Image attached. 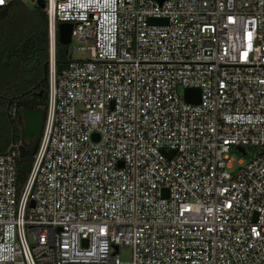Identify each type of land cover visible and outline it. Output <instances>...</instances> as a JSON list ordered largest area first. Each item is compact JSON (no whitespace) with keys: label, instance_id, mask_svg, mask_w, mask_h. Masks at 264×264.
<instances>
[{"label":"built area","instance_id":"obj_1","mask_svg":"<svg viewBox=\"0 0 264 264\" xmlns=\"http://www.w3.org/2000/svg\"><path fill=\"white\" fill-rule=\"evenodd\" d=\"M42 8L43 124L22 183V141L0 151V264H264V0ZM61 20L86 55L56 70Z\"/></svg>","mask_w":264,"mask_h":264},{"label":"trees","instance_id":"obj_2","mask_svg":"<svg viewBox=\"0 0 264 264\" xmlns=\"http://www.w3.org/2000/svg\"><path fill=\"white\" fill-rule=\"evenodd\" d=\"M67 44L57 40L56 70L68 60ZM47 16L37 4L10 0L0 6V151L14 140H24V109L44 108L48 88ZM15 104L17 114L10 113ZM32 140L25 146L31 147ZM32 161V153L20 154L18 179L22 183Z\"/></svg>","mask_w":264,"mask_h":264},{"label":"water","instance_id":"obj_3","mask_svg":"<svg viewBox=\"0 0 264 264\" xmlns=\"http://www.w3.org/2000/svg\"><path fill=\"white\" fill-rule=\"evenodd\" d=\"M38 6H44V0H36ZM153 22H163L166 19L163 17H152L150 19ZM71 26L72 23L67 20H61L58 22V41L67 44L70 42L71 38ZM185 97L192 101H198L200 98V92L198 87H185L184 88ZM23 117V133L24 140L20 145L21 153L29 151L33 153L35 151L39 135L41 132L44 109L42 108H29L24 109L22 112ZM26 140H32L33 144L31 147L27 148L25 146ZM239 149L243 151V148L239 146Z\"/></svg>","mask_w":264,"mask_h":264},{"label":"rangeland","instance_id":"obj_4","mask_svg":"<svg viewBox=\"0 0 264 264\" xmlns=\"http://www.w3.org/2000/svg\"><path fill=\"white\" fill-rule=\"evenodd\" d=\"M26 2L29 5L34 4V2L32 0H26ZM79 44L80 43L74 39L71 40L69 43H67V54L69 55V53H70V56L73 58L84 57L86 55V51L77 48L76 46ZM180 89L182 90V88H180ZM233 155L237 156V153L233 152ZM121 252H122L123 256H126L128 253V248L127 247L121 248Z\"/></svg>","mask_w":264,"mask_h":264},{"label":"snow or ice","instance_id":"obj_5","mask_svg":"<svg viewBox=\"0 0 264 264\" xmlns=\"http://www.w3.org/2000/svg\"><path fill=\"white\" fill-rule=\"evenodd\" d=\"M0 2H2V0H0Z\"/></svg>","mask_w":264,"mask_h":264}]
</instances>
